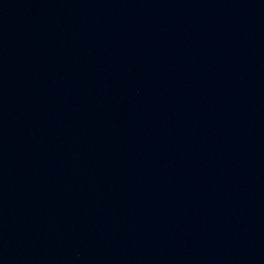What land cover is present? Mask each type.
I'll return each instance as SVG.
<instances>
[{
	"label": "water",
	"instance_id": "95a60500",
	"mask_svg": "<svg viewBox=\"0 0 264 264\" xmlns=\"http://www.w3.org/2000/svg\"><path fill=\"white\" fill-rule=\"evenodd\" d=\"M0 264H264V0H0Z\"/></svg>",
	"mask_w": 264,
	"mask_h": 264
}]
</instances>
